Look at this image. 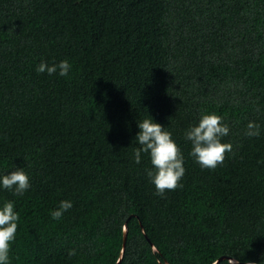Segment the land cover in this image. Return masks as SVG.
Instances as JSON below:
<instances>
[{
  "label": "trees",
  "instance_id": "trees-1",
  "mask_svg": "<svg viewBox=\"0 0 264 264\" xmlns=\"http://www.w3.org/2000/svg\"><path fill=\"white\" fill-rule=\"evenodd\" d=\"M202 113L229 126L214 170L184 135ZM151 117L184 157L163 197L134 161ZM16 168L8 264H264V0H0V175Z\"/></svg>",
  "mask_w": 264,
  "mask_h": 264
},
{
  "label": "clouds",
  "instance_id": "clouds-1",
  "mask_svg": "<svg viewBox=\"0 0 264 264\" xmlns=\"http://www.w3.org/2000/svg\"><path fill=\"white\" fill-rule=\"evenodd\" d=\"M71 65L67 60L59 63L47 64L41 61L36 68L38 73L49 75L58 73L67 76ZM139 132L135 140L140 145L134 150V161L140 162L141 153H148L153 169L147 171L150 181L154 184L156 194L163 197L166 191L182 187L180 184L184 176V157L181 149L171 138V133L164 126L151 118H145L137 123ZM229 134V126L223 118L215 113H202L197 124L190 125L185 131V139L191 142L189 155L202 168L215 169L222 164L226 152L232 151L230 143H223L222 138ZM248 137L260 135V125L249 121L244 133ZM0 185L11 190L17 196H22L30 187L29 176L22 168H16L7 174L0 175ZM72 207L71 201L62 200L59 207L51 212L55 220H59L63 213ZM19 214L14 210L13 201H5L0 206V264H8L9 250L17 233ZM74 255V251L69 253Z\"/></svg>",
  "mask_w": 264,
  "mask_h": 264
},
{
  "label": "water",
  "instance_id": "water-1",
  "mask_svg": "<svg viewBox=\"0 0 264 264\" xmlns=\"http://www.w3.org/2000/svg\"><path fill=\"white\" fill-rule=\"evenodd\" d=\"M221 257H223V256H220L218 259H220ZM218 259H217V260H218ZM217 260H216V261H217ZM214 263H215V262H214ZM214 263H212V264H214ZM160 264H162V263L160 262ZM166 264H169V263H166Z\"/></svg>",
  "mask_w": 264,
  "mask_h": 264
}]
</instances>
